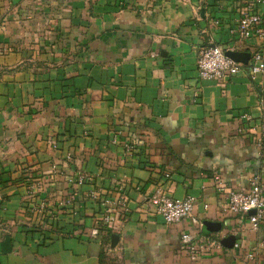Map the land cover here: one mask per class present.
I'll list each match as a JSON object with an SVG mask.
<instances>
[{"label":"crops","instance_id":"0c3cea01","mask_svg":"<svg viewBox=\"0 0 264 264\" xmlns=\"http://www.w3.org/2000/svg\"><path fill=\"white\" fill-rule=\"evenodd\" d=\"M240 1L0 0V264H252L254 251L264 261V221L242 228L222 210L228 191L264 173L260 77L241 63L220 86L196 65L206 44L250 56L264 45L233 33ZM79 173L90 179L77 185ZM157 190L195 197L192 217H147ZM106 199L127 211L102 261L111 234L94 222ZM42 202L37 220L29 206ZM230 235L240 248L190 259L189 243Z\"/></svg>","mask_w":264,"mask_h":264},{"label":"built area","instance_id":"2783aa9c","mask_svg":"<svg viewBox=\"0 0 264 264\" xmlns=\"http://www.w3.org/2000/svg\"><path fill=\"white\" fill-rule=\"evenodd\" d=\"M264 4V0L261 1ZM256 2L253 0H241L238 5L239 17L233 28V33L240 40L258 39L264 43V13L255 10ZM226 50L232 48H224L219 44H206L199 49L197 58V71L201 79H211L216 81L220 86H224L233 76H235L241 67V63L232 60L225 55ZM250 66L251 78L260 77L259 87L260 94L258 97V108L260 116L258 117L264 124V45L256 49L248 60ZM243 123L252 121L250 113H243L240 116ZM264 155V147H262ZM168 172L165 177L168 178ZM90 176L79 173L75 178L77 185L84 184ZM72 179H69V181ZM35 186L30 183L28 186L29 195L34 194ZM222 191L225 190L220 186ZM92 199H97V193L91 194ZM1 201V194H0ZM196 198L186 196L184 198H174L165 191L157 190L149 199L141 206L142 213L150 215H159L166 224H174L182 220L192 217ZM107 199L102 201L104 210L99 220L94 222V226L104 236H109L112 232V223L121 211L126 212L127 208L124 204H119L117 208H112ZM121 209V210H120ZM120 210V211H118ZM222 210L227 213L237 215L238 224L242 228L257 230L262 221H264V173L257 174L250 178L248 191H228L225 195ZM45 211V204L31 203L29 212L34 214L36 219L42 216ZM253 211V213L251 212ZM120 214V213H119ZM183 239L189 240L190 235L184 234ZM221 239L223 237H220ZM218 237H200L196 242L189 243L188 253L192 260L197 259L200 255L208 251L211 247L220 248L222 246ZM109 245V243H108ZM108 245L105 248L107 251ZM235 249L240 248V243L236 241L233 244ZM259 248L264 247V240L257 245ZM258 252L248 253L245 258L252 264H264V261L258 260Z\"/></svg>","mask_w":264,"mask_h":264},{"label":"water","instance_id":"95a60500","mask_svg":"<svg viewBox=\"0 0 264 264\" xmlns=\"http://www.w3.org/2000/svg\"><path fill=\"white\" fill-rule=\"evenodd\" d=\"M225 55L231 58L234 61L247 64L250 58V54L247 52H240V51H233V50H226ZM253 213V211H251ZM119 240V236L115 233L110 235V242L107 248L108 253H114L116 251L117 243ZM235 242V236L230 235L222 238L221 244L225 247H232Z\"/></svg>","mask_w":264,"mask_h":264},{"label":"trees","instance_id":"16d2710c","mask_svg":"<svg viewBox=\"0 0 264 264\" xmlns=\"http://www.w3.org/2000/svg\"><path fill=\"white\" fill-rule=\"evenodd\" d=\"M107 243H108V240L105 242V244H107ZM104 247L102 248L101 255H100V260H102V261H103V259L105 257V248Z\"/></svg>","mask_w":264,"mask_h":264}]
</instances>
